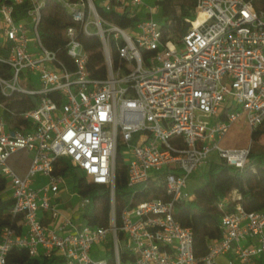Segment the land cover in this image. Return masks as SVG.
I'll use <instances>...</instances> for the list:
<instances>
[{
    "label": "built area",
    "instance_id": "obj_1",
    "mask_svg": "<svg viewBox=\"0 0 264 264\" xmlns=\"http://www.w3.org/2000/svg\"><path fill=\"white\" fill-rule=\"evenodd\" d=\"M58 1L74 21L65 30L64 47L73 69L59 50L42 41L39 25L46 0H0V34L5 39L0 61L10 66L7 75L0 74L1 93L38 96L37 105L23 112L33 125L22 128L4 119L0 98V171L11 192V215L22 223L20 231L9 225L0 232V264H9L7 255L14 246L60 264H263L264 207L246 210L237 189L219 201L222 236L201 257L192 228L175 218L174 205L193 197L189 179L213 151L231 165L244 166L249 146L222 144L241 117L251 132L264 125V10L248 0H195L189 28L175 41L164 37L157 0L128 27L101 10L141 15L144 0ZM24 3L26 13L16 19L15 8ZM84 34L101 39L108 66L104 79L88 72ZM33 72L39 74L38 86ZM118 140L130 192L119 224ZM20 149L33 152L23 176L9 162ZM60 157L88 180L109 187V226L81 220L90 198L78 192L79 206L60 207L67 182L55 171ZM39 174L46 180L35 185ZM151 184L163 187L166 197H142ZM233 200L234 209L228 212Z\"/></svg>",
    "mask_w": 264,
    "mask_h": 264
},
{
    "label": "trees",
    "instance_id": "obj_2",
    "mask_svg": "<svg viewBox=\"0 0 264 264\" xmlns=\"http://www.w3.org/2000/svg\"><path fill=\"white\" fill-rule=\"evenodd\" d=\"M252 1L257 10H264V0ZM160 5L159 18L163 22L165 39L180 41L182 35L189 28V18L194 17L195 0H157ZM27 4L17 5L15 8L16 19L26 13ZM110 20L123 26H134L140 19V14H131L126 11L124 14L105 12L101 10ZM74 24L71 14L58 0H46L42 8V19L39 25V32L44 45L51 50H59L60 57L65 60L69 68L74 65L65 51L67 37L65 30L68 25ZM86 49L89 52L87 69L90 76L104 79L108 76V66L101 39L97 35L81 36ZM113 59V67L118 66V53L115 43L110 45ZM10 66L0 61V74L7 75ZM0 98L5 103L3 117L13 128L32 126L30 119L23 116V112L37 105L38 96L23 92H14L11 95L1 93ZM233 128V127H232ZM231 128V129H232ZM246 138L249 142V134ZM264 125L251 132V143L246 162L243 167L231 165L219 155L208 160L202 184L193 191V197L188 201L177 202L174 205V216L184 226L191 227L194 232V247L197 256H204L208 252L211 241L222 236L220 227L221 217L224 211L218 206L220 200L237 189L242 198L239 200L248 211L260 210L264 207ZM122 142L118 140L115 168V214L116 221L121 222L122 208L130 195L128 188V166L122 152ZM20 149L13 153L11 157ZM21 157L19 164L23 163ZM13 165V163H12ZM17 167V166H16ZM57 173L64 176H71L74 182V191L81 196L89 197L90 203L83 211V217L87 223L94 226H109L111 223L112 201L110 189L105 184L95 183L87 179L80 169L75 167L68 158L60 157L56 162ZM7 190V179L0 171V232L6 226H15L18 231L22 228L19 219H13L10 208L12 198L3 197ZM142 197H166L165 189L151 184L142 191ZM231 201L226 210L232 211ZM123 234L121 233V236ZM107 253L111 254L110 250ZM9 264H60L59 260L52 257H31L27 248L14 246L7 255Z\"/></svg>",
    "mask_w": 264,
    "mask_h": 264
},
{
    "label": "rangeland",
    "instance_id": "obj_3",
    "mask_svg": "<svg viewBox=\"0 0 264 264\" xmlns=\"http://www.w3.org/2000/svg\"><path fill=\"white\" fill-rule=\"evenodd\" d=\"M145 1V7L143 6L142 12H141V16L145 17L146 16V12H147V6L150 5H154L156 3V0H144ZM157 18H159L160 16V12L159 14L156 15ZM4 37L0 34V44L2 42H4ZM32 79L34 81V83L38 86L40 84V78H39V74L38 73H32L31 74ZM247 133L249 134V142L248 145L250 147V143H251V130L249 129V126L246 123V120L244 117H241L240 120H238L233 128L231 129V131L229 132V134H227V136L225 137V139L222 141V144L225 146H236V147H241L247 144ZM261 142L264 143V138L261 139ZM123 150V148H122ZM217 151H213L208 160H210L212 157L217 156ZM208 163V162H207ZM207 163L201 167H199L195 172L192 173L190 179H189V189L190 191L193 193L194 189L199 186L200 184H202L203 180H204V173L205 170L207 168ZM66 188H67V192H65V195L69 196L70 193H74V195L72 196L70 201H67L66 203H62L60 205V207L63 208H67V206L69 205H80L79 201L82 199V197L80 195H78L77 193H75L74 191V182L71 178V176L67 177V182H66ZM11 196V192L9 190H6L3 194V197H9ZM2 202V200L0 199V203ZM86 207H84L83 209H85ZM84 217H81V220H83ZM101 248L100 245L97 246V249Z\"/></svg>",
    "mask_w": 264,
    "mask_h": 264
},
{
    "label": "crops",
    "instance_id": "obj_4",
    "mask_svg": "<svg viewBox=\"0 0 264 264\" xmlns=\"http://www.w3.org/2000/svg\"><path fill=\"white\" fill-rule=\"evenodd\" d=\"M1 113H2V110H1V107H0V115H1ZM250 140H251V138H250ZM32 156H33V152L30 151V150L29 151H19L18 153H16L15 155H13L11 157V163L10 164L12 165V163H13L12 167L18 172L19 175L23 176V175H25V173L27 172V170H28V168L30 166V163H31V160H32ZM21 157H24L23 158V163L19 164L18 161H19V159ZM45 180H46V177L41 175V174H39V175H37V177L35 179V185H40ZM66 190H67V188L65 186L62 189V194H61V199H60L61 204L62 203H66L67 201H70L72 196L74 195V193H70L69 196L65 195V192H67ZM67 207H69V206H67ZM96 255H97V253H96ZM220 260L224 261V258H221Z\"/></svg>",
    "mask_w": 264,
    "mask_h": 264
},
{
    "label": "bare ground",
    "instance_id": "obj_5",
    "mask_svg": "<svg viewBox=\"0 0 264 264\" xmlns=\"http://www.w3.org/2000/svg\"><path fill=\"white\" fill-rule=\"evenodd\" d=\"M234 148H241V147H247V145L241 146V147H236V146H232Z\"/></svg>",
    "mask_w": 264,
    "mask_h": 264
}]
</instances>
